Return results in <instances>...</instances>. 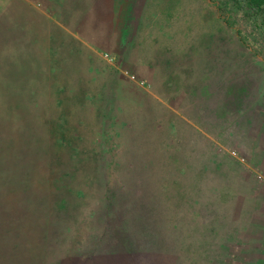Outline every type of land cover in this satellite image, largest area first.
Masks as SVG:
<instances>
[{
	"label": "rangeland",
	"instance_id": "374dc122",
	"mask_svg": "<svg viewBox=\"0 0 264 264\" xmlns=\"http://www.w3.org/2000/svg\"><path fill=\"white\" fill-rule=\"evenodd\" d=\"M247 4L117 0L111 30L64 31L0 0V264L264 262V4Z\"/></svg>",
	"mask_w": 264,
	"mask_h": 264
},
{
	"label": "crops",
	"instance_id": "0c3cea01",
	"mask_svg": "<svg viewBox=\"0 0 264 264\" xmlns=\"http://www.w3.org/2000/svg\"><path fill=\"white\" fill-rule=\"evenodd\" d=\"M116 3L117 0H15V22L21 25L35 17V20H45L53 28L64 31H84L89 28L108 31L113 28L112 24L116 19ZM101 22L105 25L99 24ZM98 258L100 257L89 256L88 260L83 261L77 257L74 263L62 261L61 264H179L177 255L147 250L131 253L114 251L106 253L100 260ZM260 260L257 258L250 264L264 263Z\"/></svg>",
	"mask_w": 264,
	"mask_h": 264
},
{
	"label": "trees",
	"instance_id": "16d2710c",
	"mask_svg": "<svg viewBox=\"0 0 264 264\" xmlns=\"http://www.w3.org/2000/svg\"><path fill=\"white\" fill-rule=\"evenodd\" d=\"M248 4L247 5H251L253 6L254 8L256 9H260L262 7V5L264 4V0H245ZM109 115H112L111 112H107ZM106 118L107 117V114H105ZM105 137V136H104ZM111 195L112 196H108V195H104V199H107L106 201L108 202V211L107 212H110L111 213V210H114L115 208H117V199L115 198L117 196L116 195H113L112 192H111ZM117 206V207H116ZM140 250H144V249H140Z\"/></svg>",
	"mask_w": 264,
	"mask_h": 264
}]
</instances>
